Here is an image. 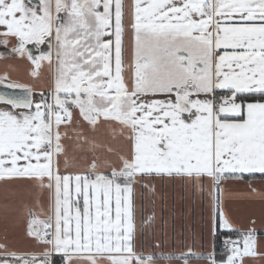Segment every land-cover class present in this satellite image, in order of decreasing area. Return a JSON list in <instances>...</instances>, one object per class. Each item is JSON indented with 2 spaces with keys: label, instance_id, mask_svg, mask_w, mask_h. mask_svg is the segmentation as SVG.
Returning <instances> with one entry per match:
<instances>
[{
  "label": "snow or ice",
  "instance_id": "6c2138e0",
  "mask_svg": "<svg viewBox=\"0 0 264 264\" xmlns=\"http://www.w3.org/2000/svg\"><path fill=\"white\" fill-rule=\"evenodd\" d=\"M0 46L37 70L56 63L39 101L28 85L0 93V180L34 185L49 203L44 220L28 210L43 251L5 242L0 264H52L53 253L66 264L85 254L89 264H158L135 244L138 185L179 176L219 193L225 174H264V0H0ZM85 124L109 126L120 147L97 144ZM69 139L92 153L81 171H61ZM226 248L220 259L192 249L165 258L242 264L257 255L254 230Z\"/></svg>",
  "mask_w": 264,
  "mask_h": 264
},
{
  "label": "crops",
  "instance_id": "0c3cea01",
  "mask_svg": "<svg viewBox=\"0 0 264 264\" xmlns=\"http://www.w3.org/2000/svg\"><path fill=\"white\" fill-rule=\"evenodd\" d=\"M47 50V44L41 45L39 51L33 48V54L39 55L40 51ZM4 51L6 49L0 46V52ZM34 70L38 75L32 74ZM4 76H7V79L3 85L8 83L28 85L33 89V100L39 101L41 94L47 95L46 90L54 86L55 57L51 67L45 61L38 70L26 59L0 57V77ZM219 92L223 95L225 91ZM3 107L5 105L0 103V108ZM84 127L88 130L86 124ZM102 128H109L110 133L105 132L107 136L105 140L109 139L110 135H113L111 128L107 125ZM88 134L90 137L98 135L90 130ZM67 146L68 162L65 164L62 158L61 171L63 172L66 167L72 171L83 170L92 158L91 151L81 150L73 139L68 140ZM111 147L118 149L120 145ZM97 154H106L103 147L97 149ZM221 189L222 191L217 193L214 188H210V182L207 180L204 181L203 190L194 189L191 183L179 176L156 177L147 187L138 185L134 196L137 249L157 255L158 264H182L175 260L169 262L165 257L172 253L187 252L188 249L205 254L214 251L217 259L226 258L228 251L218 252L215 247L217 215L222 212L232 225L230 229L245 235L249 230H254L257 255L243 257L242 264H264V234H260L264 233V178L227 177L221 181ZM217 196L220 210L217 208ZM48 207V194L34 185L20 181L6 183L0 180V244L6 242L9 249L18 254L41 253L44 249L43 243L29 235L28 224L32 217L28 215V210L33 209L36 218L44 220ZM33 227L42 228V225L36 224ZM220 229H225L221 220ZM235 240L240 242L242 247L243 238ZM55 258L66 264L63 254L53 253L52 264ZM96 259L97 264H107L106 257L97 255ZM72 264H89L87 255L74 256ZM190 264L207 262L193 259L190 260Z\"/></svg>",
  "mask_w": 264,
  "mask_h": 264
},
{
  "label": "trees",
  "instance_id": "16d2710c",
  "mask_svg": "<svg viewBox=\"0 0 264 264\" xmlns=\"http://www.w3.org/2000/svg\"><path fill=\"white\" fill-rule=\"evenodd\" d=\"M218 94L220 95L221 92H218ZM223 94H227L226 92H223ZM226 177H241L244 179H251V178H264V174H253V175H231V176H226ZM218 210H220V202H219V207L217 206ZM260 233V232H259ZM260 234H264V233H260ZM244 233L235 231L233 229H220V217L219 214L217 215V236L215 239V247L217 249V251H225V249L222 246V238L223 237H230L233 239H242L244 237ZM54 264H62L61 260H58L55 258L54 260Z\"/></svg>",
  "mask_w": 264,
  "mask_h": 264
},
{
  "label": "rangeland",
  "instance_id": "374dc122",
  "mask_svg": "<svg viewBox=\"0 0 264 264\" xmlns=\"http://www.w3.org/2000/svg\"><path fill=\"white\" fill-rule=\"evenodd\" d=\"M110 133L109 132V128L105 129L100 127L96 133H98V135L95 137L96 138V142L97 144L103 146V145H114L116 147V145H120V140L118 139V134H113L112 136L110 135L109 139H106V133ZM111 134H112V130H111Z\"/></svg>",
  "mask_w": 264,
  "mask_h": 264
},
{
  "label": "water",
  "instance_id": "95a60500",
  "mask_svg": "<svg viewBox=\"0 0 264 264\" xmlns=\"http://www.w3.org/2000/svg\"><path fill=\"white\" fill-rule=\"evenodd\" d=\"M8 92L10 94H14V95H21L22 92L19 89L13 90L8 88L6 85H0V93H5Z\"/></svg>",
  "mask_w": 264,
  "mask_h": 264
},
{
  "label": "built area",
  "instance_id": "2783aa9c",
  "mask_svg": "<svg viewBox=\"0 0 264 264\" xmlns=\"http://www.w3.org/2000/svg\"><path fill=\"white\" fill-rule=\"evenodd\" d=\"M223 95H226V94H223ZM230 240H232V241H236L235 239L230 238V237H223V238H222L221 243H222L223 248H224L226 251H227L226 245H228V241H230ZM229 247H230V246H229Z\"/></svg>",
  "mask_w": 264,
  "mask_h": 264
}]
</instances>
